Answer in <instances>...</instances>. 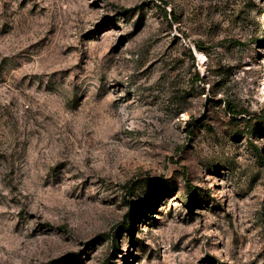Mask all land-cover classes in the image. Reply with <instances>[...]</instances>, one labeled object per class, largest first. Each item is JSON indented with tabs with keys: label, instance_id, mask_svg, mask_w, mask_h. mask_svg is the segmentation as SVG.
Masks as SVG:
<instances>
[{
	"label": "rangeland",
	"instance_id": "rangeland-1",
	"mask_svg": "<svg viewBox=\"0 0 264 264\" xmlns=\"http://www.w3.org/2000/svg\"><path fill=\"white\" fill-rule=\"evenodd\" d=\"M0 264H264V0H0Z\"/></svg>",
	"mask_w": 264,
	"mask_h": 264
},
{
	"label": "trees",
	"instance_id": "trees-1",
	"mask_svg": "<svg viewBox=\"0 0 264 264\" xmlns=\"http://www.w3.org/2000/svg\"><path fill=\"white\" fill-rule=\"evenodd\" d=\"M174 19V18H173ZM172 19V20H173ZM228 108L230 109V112L233 114V118H234V121L237 122V117H239L240 115H242L243 113L242 112H239L237 111L236 109H234L233 107H231V105L229 104ZM245 121L247 122V126L250 128L249 132L251 131L252 127H251V119H245ZM130 187V184L127 185V188ZM195 193V188L191 187L190 188V194L193 195ZM196 201H193L191 200V202H188L187 204H189V206L191 207L193 203H195ZM194 205V204H193ZM126 229L129 231L130 230V227L127 226Z\"/></svg>",
	"mask_w": 264,
	"mask_h": 264
},
{
	"label": "bare ground",
	"instance_id": "bare-ground-1",
	"mask_svg": "<svg viewBox=\"0 0 264 264\" xmlns=\"http://www.w3.org/2000/svg\"><path fill=\"white\" fill-rule=\"evenodd\" d=\"M204 57V56H203ZM205 58V57H204Z\"/></svg>",
	"mask_w": 264,
	"mask_h": 264
}]
</instances>
